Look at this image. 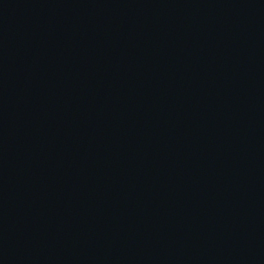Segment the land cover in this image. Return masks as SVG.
Here are the masks:
<instances>
[{"label":"water","instance_id":"95a60500","mask_svg":"<svg viewBox=\"0 0 264 264\" xmlns=\"http://www.w3.org/2000/svg\"><path fill=\"white\" fill-rule=\"evenodd\" d=\"M0 264H264V0H0Z\"/></svg>","mask_w":264,"mask_h":264}]
</instances>
